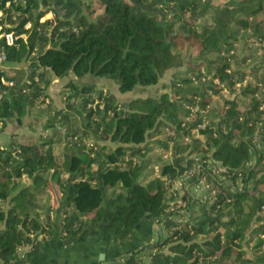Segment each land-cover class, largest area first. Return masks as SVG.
<instances>
[{
	"label": "trees",
	"instance_id": "1",
	"mask_svg": "<svg viewBox=\"0 0 264 264\" xmlns=\"http://www.w3.org/2000/svg\"><path fill=\"white\" fill-rule=\"evenodd\" d=\"M92 2L85 4V14L79 12L72 20L60 18L55 11L53 24L48 20L40 23L41 13L34 16L41 4L52 7L51 0H27L21 6L19 19L31 21L32 27L26 39L19 38L14 45L5 47L7 64L17 68L9 76L14 86L8 97L0 100L3 124L29 111L49 84L50 72L56 76L68 71L77 77L107 76L124 93L136 86L155 85L166 71L182 65L184 54L190 49H196L203 56L216 53L221 58L212 66L207 62L194 64L186 75L177 76L178 71H174L170 91L158 97H137L119 104L112 95L99 93L104 110L87 107L93 101L92 93L96 92L94 85L80 86L68 81L64 85L65 97L78 99L83 108L84 126L91 131L94 147L83 143L70 112L56 113L50 104L47 111H53L52 117L61 127L66 125L64 138L77 136L75 148L68 146L70 151L62 155L60 162L52 152V136L36 142L11 140L0 147L2 262L13 260L23 245L36 244L38 234L50 232L48 225L39 221L36 209L39 207L37 194L53 185L58 192L54 205L62 202L61 231L68 232L80 215L87 216L90 223L106 215L105 232L114 234L123 244L130 236V227L143 218L152 221L162 213L166 189L161 177L145 183L139 181L138 167L131 160L125 162L124 155L127 151L130 155L140 153L141 143L164 126H175L178 134L188 114L184 104L193 102V95H198L204 105L209 102L211 92L218 93L220 88L213 83V78L231 90L248 75V56L235 61L241 70L233 66L231 40L238 32L252 27L258 39H264V32L258 30L261 22L257 17L259 12H264V0H229L223 7L201 0H98L97 8ZM210 6L211 22L197 29L195 16ZM36 49L38 53L34 54ZM23 62L28 64L19 66ZM201 68L210 78L195 85L192 76L200 77ZM186 84L189 87L184 89ZM256 89L257 86L250 84L242 89V93L252 94L250 110L244 112L236 100L225 99V106L213 116L219 115L223 128L217 126L216 136H212L214 123L211 121L210 126L200 131L202 139H192L198 148L201 140L205 142L207 148L199 151H209L214 146L213 157L228 168H240L242 181L255 177V189L249 192L244 188L235 193L227 190L226 194L219 191L208 210L213 218L219 217L210 221L201 214L191 228L181 224L175 230L170 229L173 225L170 220L164 240L159 235L127 250L111 264H264V253L253 257L242 247L250 235L257 238V246L264 245V107L260 108L264 102L256 97ZM107 110L111 111L109 115ZM258 125L260 134H253ZM54 131L62 132L58 128ZM102 141L113 142L115 146L111 149L101 144ZM252 156L253 166L244 165ZM121 162L125 166H120ZM177 166L163 163L159 173L173 178L178 174ZM64 173L68 179L62 178ZM22 176L28 177L27 184L20 182ZM117 186L120 192L112 193L110 198L114 208L106 211L103 205L107 202L106 192ZM71 206L74 210L68 213L66 208ZM223 216L227 217L225 222H221ZM165 246L167 252L162 250ZM143 249L148 251L146 258L141 256Z\"/></svg>",
	"mask_w": 264,
	"mask_h": 264
},
{
	"label": "crops",
	"instance_id": "2",
	"mask_svg": "<svg viewBox=\"0 0 264 264\" xmlns=\"http://www.w3.org/2000/svg\"><path fill=\"white\" fill-rule=\"evenodd\" d=\"M89 1L51 0V3L53 10L59 14L60 18L72 20L79 12L81 14L86 13L85 4ZM25 65L23 63L19 66L24 67ZM181 67L182 65L166 71L155 85L136 86L133 90L124 93L120 92L114 80L107 76L99 77L93 74H86L77 77L72 71H68L61 76H56L50 72V82L44 90L49 98V104L54 111L56 113L70 112L75 117V122L81 128L84 127V113L79 106L78 99L65 97L67 89L64 85L68 81H73L80 86L94 85L96 92L110 94L119 104H124L137 97H158L161 93L169 92L173 72L179 71ZM15 68H17L16 65L6 64L5 73L10 69L12 71L10 70L9 72L13 73ZM180 75L182 74H177V76ZM132 92L138 95L131 97ZM43 110L42 112V110H34V107H31L24 116L6 120L0 130V147L8 145L11 140L23 142L25 138L31 139L36 134H42L43 137H53L56 128L61 129L62 132L58 134L63 138L61 140H54L53 138L52 152L54 153L56 147L57 149L61 145L64 147L63 131L66 125L61 127L59 123L57 124L56 120L52 117L53 111L48 112L46 108H43ZM109 143L113 142H101V144L107 145ZM174 157L176 159L174 164L178 165L180 158L178 155H174ZM138 174V180L140 181L141 172L138 171ZM62 177H64V180L68 179V174ZM115 188L109 189L106 192L105 200L107 202H103L106 211L114 208L111 205L110 198L112 197V193H116L114 191ZM38 203L40 205V208L36 209L38 219L41 223L48 225L50 232L38 234L36 244L23 245L16 251L13 260L7 263L0 261V264H19L23 261H26L28 264H111L114 260H118L124 256L127 250L134 249L142 243H148L151 241V238L155 239L157 237H153L155 229L152 222L147 218H143L139 223L130 227V236L122 244L114 234L105 232L106 215L102 220L95 223H90L87 220V216L80 215L77 221L71 224L68 232L61 231L59 222L63 211L62 202L58 206L54 205L55 202ZM66 210L68 213H71L74 209L71 206L67 207ZM162 250L164 252L168 251L166 246Z\"/></svg>",
	"mask_w": 264,
	"mask_h": 264
},
{
	"label": "rangeland",
	"instance_id": "3",
	"mask_svg": "<svg viewBox=\"0 0 264 264\" xmlns=\"http://www.w3.org/2000/svg\"><path fill=\"white\" fill-rule=\"evenodd\" d=\"M201 2L203 3H210L211 5L217 6V7H223L225 6L229 0H201ZM93 6L95 8L98 7L99 2L98 0H93L92 2ZM212 14V8L210 7H206L203 9L202 12H200L197 16H195V24L197 29H201L203 26H205L206 24H209L210 21V16ZM171 16V15H169ZM258 20H260L261 25L258 27V30H262L264 32V12H259L257 14ZM232 41V47H233V54L231 55L232 60H234V65L235 68H239V70L242 69V67H240L239 65L237 66V64H235L236 60H241L244 57L248 56V59L246 61V66H247V70H248V75H245L240 82H238V85H235L234 88H232L231 90L225 86L226 91H224L223 89H221V87L219 86V91L217 92H211L210 93V110L208 111V119L210 120V122L212 121L213 124V128L216 130V127L218 126V118L220 119L219 115L218 118L215 117L213 118V116L216 114H219V111H221L222 107L225 106L224 100L225 99H234L238 102V105L240 107V109L242 111H247L250 110L251 108V93L250 92H243L242 93V89L244 88V86L246 84H250L251 86H257L256 89V97L260 98L263 102H264V39L263 40H259L258 37L256 36V32L254 31V29L251 28H247L245 30H242L240 32H238V34L235 36L234 39L231 40ZM38 50L36 49L34 51V54H37ZM217 58H221L220 56H218V54L216 53H210L207 54L205 56H203L199 51H197L195 49L194 50H188L187 52H185L184 54V59H183V63H182V67L181 69L178 71V74H182V75H186L187 74V70L190 69L191 67H195L196 64H200L201 62H207L208 64H210V66H212V64L214 63V61ZM261 61V62H260ZM24 63V62H23ZM24 64H28V63H24ZM184 64V66H183ZM195 64V65H194ZM261 66V67H260ZM255 67H257L256 69H254ZM202 69V68H201ZM200 69V70H201ZM251 69V71L249 72V70ZM12 71V69H10ZM9 70V71H10ZM15 70V69H14ZM8 70L6 71L8 76H12L13 73H10ZM180 75V76H182ZM184 89L189 87V84H186L183 86ZM46 91L44 90L43 93L39 96V98L37 99L36 103L32 106L34 107V110H42V112L44 111L43 108H46L47 110V106L49 104V98L47 96V94L45 93ZM98 94L99 91L92 93V99L93 101L90 102V104H94V101L98 99ZM134 95H138L135 93H131V97ZM44 100V101H41ZM89 103L87 104V107H90ZM92 104V105H93ZM125 104V103H124ZM264 104V103H263ZM80 108H82V106L79 104ZM199 115V114H198ZM197 114L194 116V118L191 120L195 121L197 120ZM75 126L77 127V129L79 130L78 134L80 136H82V141L84 144L87 145V147H94L93 146V139L90 137L91 135V131L90 129L84 127H79V125L77 124V122H74ZM260 125L257 126V129L254 130L253 134H260V128L258 130V127ZM2 126L0 127V130L2 129ZM165 127L168 126H164L163 128H161L160 131H158L157 133H155L152 137L147 138V140L143 143H141V152L140 153H136V154H131L129 153V151L126 152V154L124 155L123 159L125 160V162L131 160L133 163L136 164V166L138 167L137 169L141 172V182L145 183L150 181L152 178L154 177H161V180L165 177V176H161L160 175V165L163 163H168V162H173L175 163V157L174 155H178L181 152H186L188 150H190L191 152L195 153V152H200V148H205L204 145L205 142L203 143L201 140V143L199 144L200 147L198 148L197 144L196 145L193 143V133L189 132V134L185 135V139H182V141H180L177 144H171V135H169L166 131H165ZM66 128V127H65ZM64 128V129H65ZM220 128H223V125L220 126ZM225 130H227L226 128H224ZM264 132V128H262ZM88 130V131H87ZM223 130V131H225ZM90 134V135H89ZM53 137L54 140H61V135H59L58 133H53ZM203 137V136H202ZM201 137V139H202ZM253 137V136H252ZM40 138L43 139V135L42 134H36L34 137L30 138H25V141L23 142H36L37 140H39ZM196 138V137H194ZM199 138V137H198ZM206 138V137H205ZM23 139V138H22ZM56 140V141H57ZM68 139L64 138V147L61 145V147L59 149H57V147L54 149V155L55 157L58 159V161L60 162L62 160V155L67 152L70 151V149L68 148V145L66 144ZM166 140L168 141L167 143ZM172 141H175L174 138ZM69 142V141H68ZM176 142V141H175ZM254 142V139L253 141ZM188 143V144H187ZM256 143V141H255ZM185 144V145H184ZM188 146L186 149H184V146ZM111 149L114 148L115 144L113 143H109L108 145ZM197 146V147H196ZM206 149V148H205ZM209 151L213 152L214 151V147L210 146V148L208 149ZM120 165L125 166L123 162L120 163ZM246 165V163L244 164ZM253 166V165H252ZM245 167V166H244ZM65 175L62 174V176ZM64 178V177H62ZM20 182H22L23 184H27L29 182L28 177L26 176H22L20 178ZM241 185H239L240 189H244L247 188V190L249 192L253 191L256 187V181H255V177H249L247 179V181H242L241 180ZM213 188L212 185H210V189ZM114 191L116 193L120 192L119 188H115ZM210 193V190H209ZM208 195L205 197V199H207ZM166 195H168L166 193ZM57 197H58V192L56 189V186L53 185L50 187H48V189H45L43 192H40L37 194V202H56L57 201ZM208 200V199H207ZM213 203L212 199H209V201L203 205L201 207V209H199L198 211H200L199 215L202 214V217H207L210 221H212L215 217H219V215H216L214 218L213 216H210L208 214V210L210 205ZM245 204V210L246 207L248 206V203L246 201ZM40 208V205L39 207ZM38 217V215H37ZM227 220L226 216L221 217V222H225ZM152 225L154 227V236H158L159 237V231H158V226L157 224H155L153 221ZM167 228V227H166ZM165 228L164 232L165 235L161 236L163 238V240L168 236V231ZM264 237V236H263ZM151 240H153L151 238ZM200 241L203 240V236L201 238H199ZM257 242V238L255 236H248L244 241H243V249L245 250V252L253 257H260L263 256L264 253V245H260L257 246L256 245ZM147 255H143L142 258H146Z\"/></svg>",
	"mask_w": 264,
	"mask_h": 264
},
{
	"label": "built area",
	"instance_id": "4",
	"mask_svg": "<svg viewBox=\"0 0 264 264\" xmlns=\"http://www.w3.org/2000/svg\"><path fill=\"white\" fill-rule=\"evenodd\" d=\"M26 1L27 0H0V100L8 97L10 89L15 84L13 79L9 78L5 73L7 64L5 47L14 45L19 38L26 39L28 31L32 27L31 21L25 20L21 22L19 19L22 13L21 6H24ZM38 13H41L38 19L40 23L46 20H48L50 24L55 22V11L52 7H43L41 4V9ZM19 29L21 31H18ZM209 78V75L205 74V71L201 69L200 77L192 76V81L193 84L198 85L200 82H204ZM213 83L226 91L224 84L219 82L218 78H213ZM235 85H238V83ZM192 99L193 102L184 104V108L188 110V114L181 122L178 134L175 132V126L165 127V131L172 136L171 144L179 143L182 139H185V135L189 134V132L194 134L192 138H201L202 135H200V131L210 126V120L207 118L208 111L210 110V102L202 105L198 95H193ZM92 104L89 105L90 108L104 110V102L101 99L95 100L94 104ZM263 107L264 104H261L260 108ZM110 113V110L106 111V114L109 115ZM196 114H199L197 116V118H199L197 121L195 120L196 123L192 124L193 121L191 122V120ZM189 123L192 124V126H189ZM2 124L3 121L0 119V127ZM220 126L221 120L219 119L218 128ZM212 136H216V130L213 127ZM173 138L176 142L172 141ZM76 139V135L69 138L67 140L68 146L75 148L74 144L76 143L74 142H76ZM204 146L207 148L206 145ZM178 157L182 158L177 166L178 174L173 178L165 176L162 179L166 193L168 194L166 195L165 193L164 195L163 212L152 218V221L157 224L158 234L161 236L165 235L166 232H164V230L170 220L173 222V225L170 226L171 230L180 229L181 224H187V226L191 228V225L196 224L197 220L200 219V211L198 210L201 209L209 199L215 202L219 191L221 194H226L227 190L231 193L241 190L239 188L242 180L241 169L228 168L223 165L221 161L213 157L211 151L193 153L188 150L178 154ZM253 163L254 156L246 162V165H253ZM210 185H212L213 188L210 189ZM208 193L209 196L207 200L205 197ZM226 200L228 201L229 199ZM147 253L148 251L143 249L141 251V256L143 257V255H147ZM23 264L28 263L23 261Z\"/></svg>",
	"mask_w": 264,
	"mask_h": 264
},
{
	"label": "water",
	"instance_id": "5",
	"mask_svg": "<svg viewBox=\"0 0 264 264\" xmlns=\"http://www.w3.org/2000/svg\"><path fill=\"white\" fill-rule=\"evenodd\" d=\"M40 9H41V5L39 6L38 10H36V11L34 12V16H36V15L38 14V12H39Z\"/></svg>",
	"mask_w": 264,
	"mask_h": 264
}]
</instances>
